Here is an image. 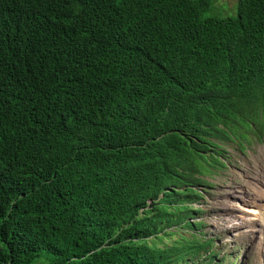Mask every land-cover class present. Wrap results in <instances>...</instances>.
I'll use <instances>...</instances> for the list:
<instances>
[{
  "label": "trees",
  "instance_id": "1",
  "mask_svg": "<svg viewBox=\"0 0 264 264\" xmlns=\"http://www.w3.org/2000/svg\"><path fill=\"white\" fill-rule=\"evenodd\" d=\"M218 2L0 0V264L211 261L174 237L264 138V0Z\"/></svg>",
  "mask_w": 264,
  "mask_h": 264
},
{
  "label": "rangeland",
  "instance_id": "2",
  "mask_svg": "<svg viewBox=\"0 0 264 264\" xmlns=\"http://www.w3.org/2000/svg\"><path fill=\"white\" fill-rule=\"evenodd\" d=\"M234 2L235 0H219L218 3L224 4L221 6L222 11L226 5L233 6ZM218 144L226 152L222 155L225 167L214 170L205 178L209 186L202 192V198L191 203L199 211L187 219L196 222V230L178 229L174 240L179 235L189 236L191 232H195V240L201 244L212 239L213 259L216 263L264 264V233H260L264 228H259V225H264L260 222L264 218H252L258 210L255 205L264 200V190L254 191L259 190L261 185L264 187V138L249 140L243 151L231 141ZM243 210L252 219L251 224L244 219L240 212ZM233 257L236 259L233 260Z\"/></svg>",
  "mask_w": 264,
  "mask_h": 264
},
{
  "label": "bare ground",
  "instance_id": "3",
  "mask_svg": "<svg viewBox=\"0 0 264 264\" xmlns=\"http://www.w3.org/2000/svg\"><path fill=\"white\" fill-rule=\"evenodd\" d=\"M262 190H264V187L261 185V188L259 190H254V191H262ZM252 203L254 204L255 201H252ZM245 207H247V206H243V208H245ZM255 208L258 209L257 210L258 212L255 211L256 214H253V217L252 218H254V217L256 218L258 216H260V218H264V200L258 201L257 202V205H255ZM240 212L243 213L244 219L247 220L249 224H251L252 221H250V220H252V219H249L248 218L249 215L247 214V211L246 210H243V211H240ZM247 221H246V223H247ZM260 222L261 223H264V219L260 220ZM261 223H259V224H261ZM259 228H264V225H259ZM260 233H264V229H262L260 231Z\"/></svg>",
  "mask_w": 264,
  "mask_h": 264
},
{
  "label": "clouds",
  "instance_id": "4",
  "mask_svg": "<svg viewBox=\"0 0 264 264\" xmlns=\"http://www.w3.org/2000/svg\"><path fill=\"white\" fill-rule=\"evenodd\" d=\"M193 209H198V208H194L193 207ZM199 210V209H198ZM195 214V213H194ZM191 219V218H190ZM209 240H211L212 241V239H210L209 238ZM214 247V246H213ZM214 251V250H213ZM202 252V251H201ZM204 253V257H202V253L200 254V256L198 257H195V259L193 260V261H195L196 263H203V264H222V261H218L219 263H216L215 261H214V259H213V257H212V259H211V261H209V262H203L204 260H205V257H206V252L204 251L203 252ZM228 259H230V257H228ZM227 259V260H228ZM236 259V257H233V260H235Z\"/></svg>",
  "mask_w": 264,
  "mask_h": 264
}]
</instances>
